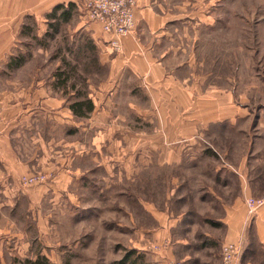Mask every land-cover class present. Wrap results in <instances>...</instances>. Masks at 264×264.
<instances>
[{
  "label": "crops",
  "instance_id": "obj_1",
  "mask_svg": "<svg viewBox=\"0 0 264 264\" xmlns=\"http://www.w3.org/2000/svg\"><path fill=\"white\" fill-rule=\"evenodd\" d=\"M135 2V28L122 39L121 51L113 52L110 36L86 19L77 0H0V65L13 55L29 18L45 22L56 7L69 5L109 65L107 81L89 94L94 109L82 117L70 104H59L40 78L26 82L21 72H0V221L23 206L21 176L53 175L71 191L73 176L98 168L119 173L122 155L133 163L143 160L146 169L154 160L168 165L217 159L200 174L221 187L235 178L241 194L233 205L237 210L228 214L236 222L244 219V201L239 202L244 191L263 195L262 91L245 93L232 73L218 74L210 57L204 59L215 51L210 38L217 25L216 0ZM32 194L33 207L40 200Z\"/></svg>",
  "mask_w": 264,
  "mask_h": 264
},
{
  "label": "rangeland",
  "instance_id": "obj_2",
  "mask_svg": "<svg viewBox=\"0 0 264 264\" xmlns=\"http://www.w3.org/2000/svg\"><path fill=\"white\" fill-rule=\"evenodd\" d=\"M215 10L216 31L210 38L215 51L211 48L204 59L210 57L218 74L232 73L233 83L243 84L245 93L259 88L264 96V0H216ZM81 22L75 14L58 22L55 32L47 21L28 19L32 31L20 35L13 52L27 59L15 71L26 82L40 78L68 108L71 101L89 97L109 74ZM6 70L1 64L0 72ZM2 83L0 79V87ZM217 162L170 160L161 165L154 160L146 169L143 160L133 163L122 155L119 173L98 168L73 176L71 191L53 175L29 188L19 184L26 195L23 206L0 221V264H24L40 255L56 264H113L127 253L136 264H222V245L233 241L240 245L235 264H264V205L261 216L250 214L245 201L251 193L244 191L239 201H244V219L231 218L228 213L237 210L233 205L241 194L235 178L221 187L200 174ZM33 188L39 190L32 194L28 190ZM29 193L40 203L32 207Z\"/></svg>",
  "mask_w": 264,
  "mask_h": 264
},
{
  "label": "built area",
  "instance_id": "obj_3",
  "mask_svg": "<svg viewBox=\"0 0 264 264\" xmlns=\"http://www.w3.org/2000/svg\"><path fill=\"white\" fill-rule=\"evenodd\" d=\"M77 2L85 13L86 19L99 23L102 32L110 36L108 44L113 52H120L122 39L132 33L135 28V0H77ZM47 180L48 176L44 173H31L21 176L19 184L23 188H29L44 184ZM245 203L248 212L254 214L264 205V197H248ZM239 252L238 243H224L221 249L222 264H235Z\"/></svg>",
  "mask_w": 264,
  "mask_h": 264
},
{
  "label": "trees",
  "instance_id": "obj_4",
  "mask_svg": "<svg viewBox=\"0 0 264 264\" xmlns=\"http://www.w3.org/2000/svg\"><path fill=\"white\" fill-rule=\"evenodd\" d=\"M74 7L69 5L68 8L63 6L56 7L50 14L47 15V22L49 26L54 27V31L57 32L59 29L60 21H68L73 16ZM61 15V16H60ZM31 19V18H29ZM31 28L27 25H24L21 34L31 33ZM48 34V33H47ZM54 34H52L53 36ZM45 36V35H44ZM51 36V35H50ZM27 59L22 54L14 53L10 58L8 63L5 65L8 71H15L26 64ZM67 78L61 81L62 85H66ZM70 109L74 115L77 117L85 116L87 113L91 112L94 109V105L88 97L76 99L75 101H71ZM133 257L132 253H127L121 260L114 262L113 264H136L135 261L131 260ZM24 264H56L51 262L46 256H38L36 259H27L24 261ZM70 264V263H65Z\"/></svg>",
  "mask_w": 264,
  "mask_h": 264
}]
</instances>
